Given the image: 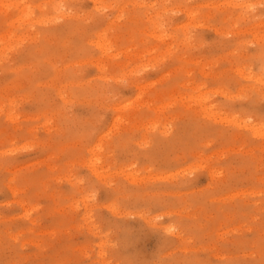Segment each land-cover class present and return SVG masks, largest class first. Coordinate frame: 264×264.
<instances>
[{"label": "rangeland", "instance_id": "obj_1", "mask_svg": "<svg viewBox=\"0 0 264 264\" xmlns=\"http://www.w3.org/2000/svg\"><path fill=\"white\" fill-rule=\"evenodd\" d=\"M0 264H264V0H0Z\"/></svg>", "mask_w": 264, "mask_h": 264}]
</instances>
